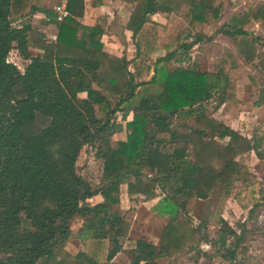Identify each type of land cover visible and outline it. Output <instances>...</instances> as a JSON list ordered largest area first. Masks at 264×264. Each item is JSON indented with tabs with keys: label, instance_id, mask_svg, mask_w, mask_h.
Here are the masks:
<instances>
[{
	"label": "trees",
	"instance_id": "trees-1",
	"mask_svg": "<svg viewBox=\"0 0 264 264\" xmlns=\"http://www.w3.org/2000/svg\"><path fill=\"white\" fill-rule=\"evenodd\" d=\"M43 1L0 0V264H112L132 232L117 210L123 186L129 195L145 198L160 191L153 212L168 220L159 247L144 238L136 241L131 264H158L161 257L192 252L206 227L192 215L197 202L216 190L228 199L238 182L253 178L240 158L256 153L259 143L216 119V109L209 108L215 98L218 108L229 111L241 103L238 81L231 76L237 68L232 50L215 62L213 73L203 72L197 59L190 62L189 52L214 37L197 35L188 44L191 35L181 41L180 32L177 49L158 58L153 77L143 81L152 70L146 58L153 52L145 36L149 25L156 27L150 17L157 13L181 17L195 28L219 21L229 0H123L135 5L127 25L136 39L132 61L104 50L102 25L79 21L84 0H69L71 16L62 23L55 17L45 22L59 28L57 41L49 43L22 21L36 12L50 15ZM255 22L264 33V3L232 16L216 35L231 40L245 66L264 73V35L248 31ZM170 27L157 30L161 43L165 35L171 37ZM29 47L42 53L32 57ZM14 50L30 61L24 72L9 61ZM118 113L124 121L132 114L124 141L114 138L125 130ZM38 121L43 127L31 132ZM86 146L103 161L97 186L78 173ZM96 196L103 201L89 204ZM76 217L84 220L79 232L71 228ZM220 223L216 243L226 252L223 259L235 261L245 254L242 244L251 231L246 224L237 232L228 221ZM259 232L264 236V226ZM74 238L108 241L106 260L87 251L69 252Z\"/></svg>",
	"mask_w": 264,
	"mask_h": 264
},
{
	"label": "rangeland",
	"instance_id": "rangeland-1",
	"mask_svg": "<svg viewBox=\"0 0 264 264\" xmlns=\"http://www.w3.org/2000/svg\"><path fill=\"white\" fill-rule=\"evenodd\" d=\"M263 3V0H259L254 4L247 3L246 5L245 0H229L219 21H210L206 23L208 25L201 26L194 30L185 26V24H183L185 21L183 20L184 22H182L180 20L181 17H176L170 24L172 27H170V29H172L171 37L165 35L164 38L162 37L161 39L162 43L160 41V35L157 34V30L165 31V29L156 24V27L152 25L147 27L148 31L145 37H148L149 41L152 43L153 52L150 56H147L146 59L151 67L152 65L154 66L157 57L165 56L167 53L177 49L179 43L176 37L180 32L184 33L181 41H183V39L185 40V36L188 34H192L195 38L197 35L214 37L211 42L203 41L190 51L191 58L193 60L195 58L198 60L202 71L213 69V64H215V62L227 56V49L233 51L236 56L235 64H237V68H241L238 69V71L232 72L231 76L238 81V97L241 103L230 111L227 110V106H223L218 110L219 108L217 107L218 104L215 98V100L210 102L209 108L210 111L216 109L214 112L215 117L226 122L236 131L259 143V150L256 153L252 152L240 158L242 162L252 169L254 173L253 178L248 182H238L232 196L228 199L221 198L220 190H216L208 200H200L197 202L196 208L192 214L195 223L198 225L200 222H203L206 225L202 230L204 238L201 244L192 252L180 254L164 260L162 262L163 264H264V236H261L259 232V229L264 226V104H262L264 102V73L260 72L256 66H245L243 60L238 56V49L231 40L221 36L222 34L216 35L218 30L230 20L232 16L244 15L250 9L259 8ZM121 5L124 6V4ZM123 6L122 10L118 7L112 10V13H114L111 17L112 22L107 24L108 34L117 36L118 40L125 39L124 35L127 23V17L123 18L119 15V11H124L126 9L129 11L131 9L128 6L125 7L126 9H123ZM156 19L165 22V16H157ZM249 30L256 34L261 33L260 26L249 28ZM166 31L168 32V30ZM181 41L180 43H182ZM192 41H194V38L189 39L187 43H192ZM124 43L127 44L126 41H124ZM260 51L261 55L264 54L262 48ZM182 54V51L178 52V57ZM151 56L153 57L150 58ZM172 64L173 66L177 65L174 62ZM238 64L241 65L238 66ZM184 65H187V63ZM141 80L149 81L150 74L144 75ZM116 102L117 101H114V104H116ZM122 115V113H118L116 120L118 124L125 126L128 119L132 118V114L126 121H123ZM41 127L43 126L38 121L30 127V131H37ZM126 134L127 132L125 129L123 133L118 132L114 138L116 140L121 138L126 139ZM77 167L78 173L86 180L91 181L95 186L100 183L103 174V161L96 158V151L94 148L91 146L84 147L80 154ZM157 193L158 194L152 198L144 199L145 204L147 203L144 206L146 209L139 205L142 201H137L140 209L131 206V211H140L138 217L132 216V214L127 215L128 219L134 221V219L137 218V221H139V223H137V230L134 233L136 238L147 239L145 233L148 235L156 233L158 227L157 223L156 221L153 222V218L147 217L145 211L148 208L149 210L151 208L153 211L152 205H155L152 204L153 201L161 197V192L157 191ZM125 203V205L128 206V202ZM221 219L228 221L229 225L237 232L241 231V227L244 224L247 225L248 231H251L245 235V241L242 244V248L246 249L245 254L240 253L238 259L235 261L223 259L222 255L226 252L222 251L216 243L222 226L220 223ZM147 220L150 222L144 229L142 223H146L145 221ZM134 241L135 240L125 244L126 250H124V252L129 251ZM232 242L233 238L228 237V243L231 244ZM90 244V241L85 245L81 242V239L74 238L70 243V249L72 251L87 250ZM105 257L106 255L101 258L105 259Z\"/></svg>",
	"mask_w": 264,
	"mask_h": 264
},
{
	"label": "crops",
	"instance_id": "crops-1",
	"mask_svg": "<svg viewBox=\"0 0 264 264\" xmlns=\"http://www.w3.org/2000/svg\"><path fill=\"white\" fill-rule=\"evenodd\" d=\"M60 2H61V0H44L43 1V8L48 10L50 12V15H47V14L41 13V12H36L32 16L27 17V18H25V20H22V21H24L26 23H29L32 26V28L35 31H37L38 33H40L49 43H55L57 41L58 34H59L58 25H56V24H48L47 25V24H45V22H50L51 19L55 17L54 9ZM84 2H85V4H84V6H85L84 15H83V17L81 19H79V21L83 25L89 26V27H94V26H96L98 24L102 25L104 27V29H105L104 36L102 37V42L104 44V50L106 52L112 54V55L117 56V57L126 58L128 61L134 60L136 58V56H137L136 47H135L136 39H134L133 33L127 29V25H128V23L130 21L132 13H133V11L135 9V5L129 4V3L125 2V1H123V0H84ZM245 3H246V5H247V3L254 4L253 2L248 1V0H245ZM121 4H124V6L121 5ZM122 6H123V9H126L125 8L126 6L130 7L131 9L129 11H128V9H126L124 11H119V15H121L123 18L127 17L126 18L127 19V23H126V29H125V35H124L125 39L118 40L117 36H115V35L112 36V35L108 34V32H107L108 25L107 24H109V22L110 23L112 22L111 21L112 20L111 17L114 15V13H112V10L114 8H117V7L120 10H122ZM157 16H163V17L165 16V22L164 21H158L156 19ZM150 18L156 25L161 26L163 29H165V31L168 29L169 25L173 22L172 20L176 19V17H173V16L165 14V13H157V14L151 16ZM101 19H104V20H101ZM180 20L182 22H184L182 18H180ZM22 21L20 20L18 23H20ZM183 24H185V26H188L185 22ZM206 25H208V24H206V23L202 24L201 23V24H198L195 28H191L189 26H188V28H191L192 30H194L196 28L198 29L199 27L206 26ZM256 26H260V28H261V33L260 34L253 33L249 29H248V31H250L255 37L263 36L264 33H263V30H262L261 23L255 22L249 28H254ZM189 35H191L190 39H193V38L195 39V37H193L192 34H188L186 36H189ZM194 36H196V35H194ZM205 36H207V35H205ZM221 36H223V35H221ZM207 37H210V36H207ZM124 41H126L127 44H125ZM262 49L264 50V48H262ZM29 51H30V54L32 55V57L37 56L38 54L42 53L41 50H39L37 48H34V47H29ZM152 57L153 56H151L150 58H152ZM160 57H163V56L157 57V59L154 62V66L152 65L153 68H152L151 73H150V79L154 75L155 63L158 60V58H160ZM188 59L190 60V62H194L196 58L193 60L191 58L190 52H189V58ZM9 61L14 63L15 65H17L18 68L21 70V72H24L26 66L30 63L29 60H25L24 58H22L17 50H14L11 53V55L9 57ZM188 61L184 62V64L185 63L188 64L189 63ZM174 63H176V62H174ZM184 64H183V66L186 67L187 65H184ZM241 64H238V66L241 65ZM214 67H215V64H213V69L208 70V71H203V72L213 73L214 72ZM240 68L241 67L235 68L234 70H232V72L238 71V69H240ZM86 96L87 95L85 93L80 94L81 98H86ZM218 110H220V108ZM129 116H128V118H129ZM214 117H215V114H214ZM215 118L218 119L219 121H222L221 119H219L217 117H215ZM122 119H123V117H122ZM131 120H132V118L128 119V121H131ZM224 123L227 124L226 122H224ZM227 125L230 126L229 124H227ZM124 129H126V125L124 126ZM123 132H120V133H123ZM126 138H127V134H126ZM119 140L124 141L126 139L121 138ZM144 199H146L144 196H138V195L137 196L136 195L135 196H131V195H129L128 191H127V187L126 186L122 187V189H121V206L117 210L121 213L122 217H124L132 225V232H131L129 238L126 240V242L123 243V247H124L123 251L120 252L115 257V259L112 261V264H131L132 260L134 259L131 251L134 249L136 241L138 239H141V238H136L135 234H134L136 232V230H137L136 229L138 227L137 223H139V221H137V218H135L134 221L130 220V219H128L127 215L128 214H130V215L132 214V216L138 217L140 211L139 212H138V210L137 211L136 210L131 211V206L133 208L140 209L138 206L141 205V206H143L142 208H145L144 206L147 203L145 204ZM160 200H161V197H159L158 199L154 200L152 204L156 205ZM102 201H103V198L101 196H96L93 199H90L88 202L91 205H96L98 203H101ZM137 201H142V203L138 205ZM125 202H128V206L125 205L126 204ZM155 205H152V206L154 207ZM145 213L147 214V217L153 218V222L156 221L157 226H158L157 230H156V233H151L150 235L145 233V235H147V239L146 240H148L149 242H152L154 245L159 247L160 244H161L162 231H163L164 227L166 226V224L168 223V220L166 219V221H165V218L158 216V214L153 212L151 210V208H150V210L148 208L145 211ZM145 222L146 223H144V222L142 223L144 225V227H143L144 229H145L146 225H148V223L150 221L147 220ZM76 223H78V224H76ZM83 225H84V220L81 219L80 217H76V218H74V220L71 223V228L75 232H79V230L83 227ZM133 240H135V241L130 246L129 251H125L124 252V250H126L125 244L127 242H130V241L133 242ZM71 241H70V243H71ZM88 241H90L91 244H90V247L87 250L72 251L70 249V243L67 245V250L69 252H71L72 254H74V255L79 253L80 251L91 252V253H94L96 255V257L101 262L105 261L106 258H107L109 249H110L109 242L108 241L96 242V241H94L92 239H82L81 240V242L84 243L85 245L88 243ZM104 255H106V257H105V259H102L101 257L104 256ZM178 255H180V254H178ZM175 256H177V255H175ZM166 259H169V258L161 257V258H159L157 260V263L158 264H163L162 262L164 260H166ZM142 264H144V263H142Z\"/></svg>",
	"mask_w": 264,
	"mask_h": 264
},
{
	"label": "built area",
	"instance_id": "built-area-1",
	"mask_svg": "<svg viewBox=\"0 0 264 264\" xmlns=\"http://www.w3.org/2000/svg\"><path fill=\"white\" fill-rule=\"evenodd\" d=\"M69 0H61V2L55 7L56 21L60 24L71 16V12L68 8Z\"/></svg>",
	"mask_w": 264,
	"mask_h": 264
}]
</instances>
